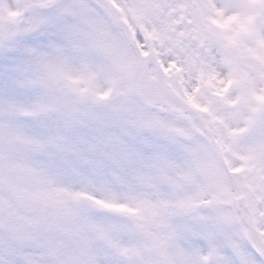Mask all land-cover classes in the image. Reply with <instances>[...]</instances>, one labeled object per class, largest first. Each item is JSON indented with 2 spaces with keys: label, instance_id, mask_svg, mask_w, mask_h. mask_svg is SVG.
<instances>
[{
  "label": "snow or ice",
  "instance_id": "6c2138e0",
  "mask_svg": "<svg viewBox=\"0 0 264 264\" xmlns=\"http://www.w3.org/2000/svg\"><path fill=\"white\" fill-rule=\"evenodd\" d=\"M0 264H264V0H0Z\"/></svg>",
  "mask_w": 264,
  "mask_h": 264
}]
</instances>
